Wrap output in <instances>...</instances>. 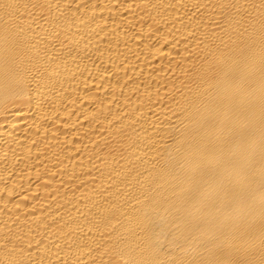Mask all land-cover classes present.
<instances>
[{
	"label": "bare ground",
	"instance_id": "bare-ground-1",
	"mask_svg": "<svg viewBox=\"0 0 264 264\" xmlns=\"http://www.w3.org/2000/svg\"><path fill=\"white\" fill-rule=\"evenodd\" d=\"M0 264H264V0H0Z\"/></svg>",
	"mask_w": 264,
	"mask_h": 264
}]
</instances>
